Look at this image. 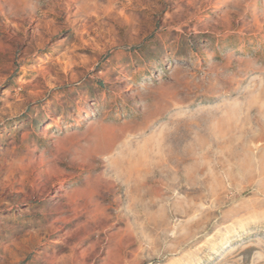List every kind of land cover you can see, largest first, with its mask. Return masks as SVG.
Wrapping results in <instances>:
<instances>
[{
  "label": "rangeland",
  "instance_id": "rangeland-1",
  "mask_svg": "<svg viewBox=\"0 0 264 264\" xmlns=\"http://www.w3.org/2000/svg\"><path fill=\"white\" fill-rule=\"evenodd\" d=\"M0 264H264V0H0Z\"/></svg>",
  "mask_w": 264,
  "mask_h": 264
}]
</instances>
